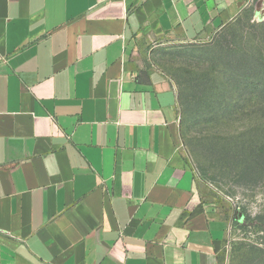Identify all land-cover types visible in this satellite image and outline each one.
I'll return each instance as SVG.
<instances>
[{"label":"crops","instance_id":"0c3cea01","mask_svg":"<svg viewBox=\"0 0 264 264\" xmlns=\"http://www.w3.org/2000/svg\"><path fill=\"white\" fill-rule=\"evenodd\" d=\"M247 0H0V264H221L225 220L153 60Z\"/></svg>","mask_w":264,"mask_h":264},{"label":"rangeland","instance_id":"374dc122","mask_svg":"<svg viewBox=\"0 0 264 264\" xmlns=\"http://www.w3.org/2000/svg\"><path fill=\"white\" fill-rule=\"evenodd\" d=\"M153 60L177 88V142L225 220L221 264H264V0Z\"/></svg>","mask_w":264,"mask_h":264}]
</instances>
